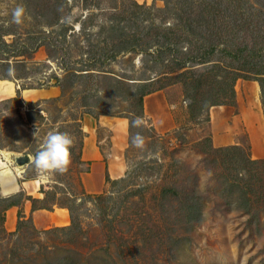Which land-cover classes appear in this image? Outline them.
Segmentation results:
<instances>
[{
    "label": "rangeland",
    "instance_id": "obj_1",
    "mask_svg": "<svg viewBox=\"0 0 264 264\" xmlns=\"http://www.w3.org/2000/svg\"><path fill=\"white\" fill-rule=\"evenodd\" d=\"M0 79L16 89L0 85V160L14 158L0 165V264H264V162H251L245 134L215 147L210 123L212 107L242 100L264 116V0H0ZM155 91L171 104L166 132L142 107ZM101 117L127 122L119 148ZM50 130L73 138L71 162L41 178L32 158ZM86 130L117 168L101 193L81 182ZM26 200L66 208L69 223L38 229L20 211L8 232L6 210Z\"/></svg>",
    "mask_w": 264,
    "mask_h": 264
},
{
    "label": "crops",
    "instance_id": "obj_2",
    "mask_svg": "<svg viewBox=\"0 0 264 264\" xmlns=\"http://www.w3.org/2000/svg\"><path fill=\"white\" fill-rule=\"evenodd\" d=\"M0 85L4 86L1 93L11 96L16 92L13 82L0 79ZM28 97L42 96L43 90H31L25 92ZM26 95V96H27ZM246 101H236V106L212 107L210 111L211 140L215 147L221 148L240 144V137L245 134L248 140L250 157L252 160H264V116L259 103L250 105ZM142 107L146 116H148L157 130L166 132L172 129L173 114L171 104L163 91H155L146 94L142 99ZM101 126L110 128L116 143L126 138L127 122L117 118L101 117L99 120ZM86 128L95 131L96 122L92 124L90 119H86ZM81 148L80 160L87 170L81 174L82 186L88 193H101L105 188V176L107 170L117 171L115 164L108 168L100 147V140L97 135L86 130ZM120 141V142H119ZM11 152H2L4 160H0V165L7 163L6 154ZM11 162V161H10ZM1 170H4V168ZM21 173L20 167L17 168ZM2 174V173H1ZM2 176L4 184L13 192L16 189V183L12 176ZM21 211L25 218L32 220L38 229H46L50 226H65L69 223V213L66 208L55 207L52 210L34 209L31 202L26 200L20 206H10L6 210L4 226L8 232H13L16 228L18 214ZM67 216V219H65Z\"/></svg>",
    "mask_w": 264,
    "mask_h": 264
},
{
    "label": "clouds",
    "instance_id": "obj_3",
    "mask_svg": "<svg viewBox=\"0 0 264 264\" xmlns=\"http://www.w3.org/2000/svg\"><path fill=\"white\" fill-rule=\"evenodd\" d=\"M23 14V7L18 6L12 13L13 22L17 24L21 23ZM143 123V118L140 116L132 120L134 127H139ZM72 144L73 138L67 132L50 130L46 133L41 146L32 158V163L41 178H48L51 173H63L67 170L71 162L70 149ZM132 144L137 147L142 146L144 144V137L137 133L132 138Z\"/></svg>",
    "mask_w": 264,
    "mask_h": 264
},
{
    "label": "trees",
    "instance_id": "obj_4",
    "mask_svg": "<svg viewBox=\"0 0 264 264\" xmlns=\"http://www.w3.org/2000/svg\"><path fill=\"white\" fill-rule=\"evenodd\" d=\"M200 15L202 16V13H200ZM201 16H199L197 19H195V20H201L203 17H201ZM189 18V17H188ZM244 64H247V63H245L244 62ZM228 69H229V72H230V70H232V66L230 67H228ZM227 69V70H228ZM236 71L235 72H233L232 73V75H231V77H229L228 79H229V86H230V89L228 90V91H226L225 92V99H229L228 100V102H234L235 101V98H236V91H235V85H236V81H237V79L239 78V77H241V74L240 73H243V72H247V70L246 71H244L243 69H244V67H240V68H234ZM243 70V71H242ZM258 75L260 74V73H257ZM260 84H261V81H260ZM262 88H263V85H262ZM146 94H144V96H145ZM143 96V97H144ZM215 105H221V103H216V102H213V103H211L210 105H209V107H212V106H215ZM251 162H253V163H261V162H264V160H252L251 159ZM14 205H16V204H14ZM13 204L11 205V206H14Z\"/></svg>",
    "mask_w": 264,
    "mask_h": 264
},
{
    "label": "bare ground",
    "instance_id": "obj_5",
    "mask_svg": "<svg viewBox=\"0 0 264 264\" xmlns=\"http://www.w3.org/2000/svg\"><path fill=\"white\" fill-rule=\"evenodd\" d=\"M6 158H7V161L10 162L11 159H14L12 154L11 153H7L6 154ZM15 161H16V158H15ZM17 163V162H16ZM2 166V165H1ZM4 175L7 174V173H10V170L9 169H4L3 172H2ZM0 181H1V178H0Z\"/></svg>",
    "mask_w": 264,
    "mask_h": 264
},
{
    "label": "water",
    "instance_id": "obj_6",
    "mask_svg": "<svg viewBox=\"0 0 264 264\" xmlns=\"http://www.w3.org/2000/svg\"><path fill=\"white\" fill-rule=\"evenodd\" d=\"M28 161V158L23 156V157H19L16 158V162L18 163V165H23L24 163H26Z\"/></svg>",
    "mask_w": 264,
    "mask_h": 264
}]
</instances>
